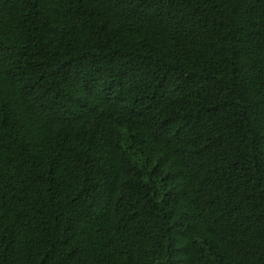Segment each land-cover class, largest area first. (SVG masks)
<instances>
[{
    "label": "trees",
    "instance_id": "1",
    "mask_svg": "<svg viewBox=\"0 0 264 264\" xmlns=\"http://www.w3.org/2000/svg\"><path fill=\"white\" fill-rule=\"evenodd\" d=\"M0 264H264V0H0Z\"/></svg>",
    "mask_w": 264,
    "mask_h": 264
}]
</instances>
